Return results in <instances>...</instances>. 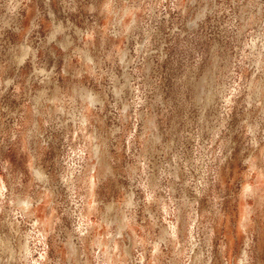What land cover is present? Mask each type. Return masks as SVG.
I'll return each mask as SVG.
<instances>
[{
    "label": "clouds",
    "instance_id": "1",
    "mask_svg": "<svg viewBox=\"0 0 264 264\" xmlns=\"http://www.w3.org/2000/svg\"><path fill=\"white\" fill-rule=\"evenodd\" d=\"M145 257L264 264V0H0V264Z\"/></svg>",
    "mask_w": 264,
    "mask_h": 264
},
{
    "label": "rangeland",
    "instance_id": "2",
    "mask_svg": "<svg viewBox=\"0 0 264 264\" xmlns=\"http://www.w3.org/2000/svg\"><path fill=\"white\" fill-rule=\"evenodd\" d=\"M33 175L37 180V182H39L40 184H44L46 182V178L39 168L33 170ZM82 195L83 194L81 193V196ZM88 203L93 204V200L89 199ZM131 206L132 205L130 203L129 207ZM86 215H88L87 209H85L81 213V216H86ZM197 215H202V213L199 212L198 210ZM124 217H125V212L120 207L109 204L106 205L103 208V210L99 209V207H96L95 214L89 216L88 218L93 223L99 225V227L97 228V232L102 236L105 235L108 231H112L113 233H119L120 235L117 236V244L120 245L124 232H128L131 230V231H136L139 234V229L145 227L144 223L137 221L136 226H133L131 229H129L124 224ZM44 218H45V209L43 205H41L39 209L38 219L43 220ZM163 218L164 217L161 216V219ZM218 223L220 224V227L224 229L225 234H227L231 224V220L225 219L223 221H218ZM227 255L231 256V249L228 250ZM147 259L148 257H145V264H147Z\"/></svg>",
    "mask_w": 264,
    "mask_h": 264
}]
</instances>
